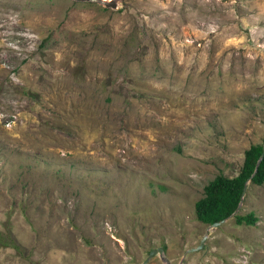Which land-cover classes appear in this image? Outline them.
I'll return each mask as SVG.
<instances>
[{"label":"rangeland","instance_id":"rangeland-1","mask_svg":"<svg viewBox=\"0 0 264 264\" xmlns=\"http://www.w3.org/2000/svg\"><path fill=\"white\" fill-rule=\"evenodd\" d=\"M116 2L0 0V264H264V183L194 211L264 145V0Z\"/></svg>","mask_w":264,"mask_h":264},{"label":"trees","instance_id":"trees-1","mask_svg":"<svg viewBox=\"0 0 264 264\" xmlns=\"http://www.w3.org/2000/svg\"><path fill=\"white\" fill-rule=\"evenodd\" d=\"M261 149V143L249 144L243 150V157L238 172L229 177L222 173H216L204 185L203 195L194 202L195 216L202 222L212 223L228 216L236 208L240 201L241 191L246 180L255 183H264V152L257 161ZM257 161V162H256ZM237 223L253 224L256 216L250 211L247 214H234ZM0 245H11L18 249L13 237L2 236L0 231Z\"/></svg>","mask_w":264,"mask_h":264},{"label":"water","instance_id":"water-1","mask_svg":"<svg viewBox=\"0 0 264 264\" xmlns=\"http://www.w3.org/2000/svg\"><path fill=\"white\" fill-rule=\"evenodd\" d=\"M90 1L100 2V3L104 4L105 6H112V7H115V6L117 5L116 0H90ZM263 147H264V145H263ZM263 152H264V150L261 149V152H260V155H259L257 161L260 159V157H262ZM257 161H256V162H257ZM246 186H247V182H245L244 187H243V189H242V191H241L240 201H241L242 198H243V194H244V192H245ZM240 201H239V203H240ZM238 209H239V204H238V205L236 206V208L232 211V213H230L228 216H226V217H224V218H222V219H220V220L213 221L212 223H210V225H212V226H217V225L221 224L223 221H225L226 218H228L229 216L235 214L236 211H237ZM205 233H206V231H205ZM204 237H205V234L202 235L201 239L199 240L198 245H196L194 248H190V250H191V251H194L195 249H197L198 247H200V246L202 245V242H203V240H204ZM160 251H161V248H160V247H157V248H155V249L150 250L149 253H148V255H147V258L150 257L152 254H154V253H156V252H160ZM147 258H146L143 262H146Z\"/></svg>","mask_w":264,"mask_h":264}]
</instances>
